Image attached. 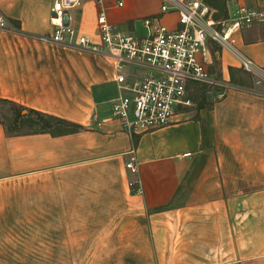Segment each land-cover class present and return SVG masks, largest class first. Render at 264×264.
Wrapping results in <instances>:
<instances>
[{"label": "crops", "instance_id": "crops-1", "mask_svg": "<svg viewBox=\"0 0 264 264\" xmlns=\"http://www.w3.org/2000/svg\"><path fill=\"white\" fill-rule=\"evenodd\" d=\"M53 1L0 0V99L83 128L0 122V264H264V84L210 39L204 58L225 96L191 82L170 125L132 135L112 114L128 93L113 61L46 39ZM239 6L264 11V0H228L229 18ZM102 12L141 37L147 17L179 26L161 0H81L71 24L101 44ZM235 36L264 69V22Z\"/></svg>", "mask_w": 264, "mask_h": 264}, {"label": "built area", "instance_id": "built-area-1", "mask_svg": "<svg viewBox=\"0 0 264 264\" xmlns=\"http://www.w3.org/2000/svg\"><path fill=\"white\" fill-rule=\"evenodd\" d=\"M161 1L162 16L177 14V28L164 24L161 16L147 17L143 19L146 35L141 37L118 29L102 12L101 44L79 34L71 24L70 10L81 0H54L51 8L55 30L47 40L97 52L113 61L117 80L128 93L113 103L112 114L132 135L170 125L181 107L192 104L187 95L191 82L216 86V97L225 96L229 84L212 76L204 58L210 39L233 51L242 68L255 76L257 86L264 84V69L236 48L235 36L244 27L264 22V11L239 6L233 17L217 20L215 10L205 0ZM0 25H7L2 16ZM133 68L140 72L129 82L128 70ZM127 167L135 169L134 161ZM130 186L137 188V182L131 181ZM137 191L141 192V187Z\"/></svg>", "mask_w": 264, "mask_h": 264}, {"label": "trees", "instance_id": "trees-1", "mask_svg": "<svg viewBox=\"0 0 264 264\" xmlns=\"http://www.w3.org/2000/svg\"><path fill=\"white\" fill-rule=\"evenodd\" d=\"M206 3L216 9L215 18L217 20L220 19H229V10L227 7L228 0H205ZM6 102H10L8 100L0 99ZM13 103V102H10ZM14 104V103H13ZM16 105V104H15ZM201 106V103L199 104ZM28 110L27 114L23 112ZM22 123H28V125L34 127L36 130H54L59 132H51L55 135H62L66 133H71L74 131H78L83 127L75 124L71 121L58 118L56 116L44 114L35 110L26 109L23 106L16 105V114L14 118L13 126L7 127L8 132L10 133H20V125Z\"/></svg>", "mask_w": 264, "mask_h": 264}, {"label": "rangeland", "instance_id": "rangeland-1", "mask_svg": "<svg viewBox=\"0 0 264 264\" xmlns=\"http://www.w3.org/2000/svg\"><path fill=\"white\" fill-rule=\"evenodd\" d=\"M255 85H256V80H255ZM15 114H16L15 104L0 100V122L4 123L7 127L11 128L14 124ZM19 128L20 131L22 132L36 130L34 127L28 125V123H22Z\"/></svg>", "mask_w": 264, "mask_h": 264}, {"label": "water", "instance_id": "water-1", "mask_svg": "<svg viewBox=\"0 0 264 264\" xmlns=\"http://www.w3.org/2000/svg\"><path fill=\"white\" fill-rule=\"evenodd\" d=\"M23 113H24V114H26V113H27V111H24Z\"/></svg>", "mask_w": 264, "mask_h": 264}]
</instances>
